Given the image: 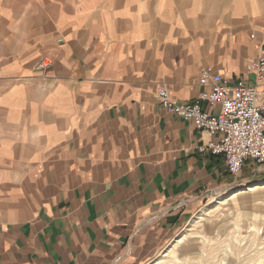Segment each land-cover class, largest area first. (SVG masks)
<instances>
[{
  "label": "crops",
  "instance_id": "obj_1",
  "mask_svg": "<svg viewBox=\"0 0 264 264\" xmlns=\"http://www.w3.org/2000/svg\"><path fill=\"white\" fill-rule=\"evenodd\" d=\"M262 56L264 0H0V264L153 263L253 179L152 94L193 102L203 67L252 86Z\"/></svg>",
  "mask_w": 264,
  "mask_h": 264
},
{
  "label": "built area",
  "instance_id": "obj_2",
  "mask_svg": "<svg viewBox=\"0 0 264 264\" xmlns=\"http://www.w3.org/2000/svg\"><path fill=\"white\" fill-rule=\"evenodd\" d=\"M245 72L254 76L252 86L241 81L233 84L210 67L200 68L202 91L187 104L176 103L166 88L152 94L168 113L191 122L208 137L198 152L221 156L235 178L247 163L264 166V57L248 62ZM204 106L218 112L211 113Z\"/></svg>",
  "mask_w": 264,
  "mask_h": 264
},
{
  "label": "rangeland",
  "instance_id": "obj_3",
  "mask_svg": "<svg viewBox=\"0 0 264 264\" xmlns=\"http://www.w3.org/2000/svg\"><path fill=\"white\" fill-rule=\"evenodd\" d=\"M257 167L254 165L252 169H243L242 176L240 174L236 178L240 181L253 179L251 182L206 194L197 212L184 223L178 234L197 216L202 217L201 226L188 228L186 241L183 243L182 240L181 247L173 249L172 256L159 263L161 256L171 248L176 239L173 238V242H170L151 264H223L227 261L224 260V250L230 248L235 253L232 256L234 264L250 261L254 264L260 257L264 259V191L251 190L264 183V179H259L264 176V169L257 170ZM240 190L245 194L239 199L220 208L215 206V203Z\"/></svg>",
  "mask_w": 264,
  "mask_h": 264
},
{
  "label": "bare ground",
  "instance_id": "obj_4",
  "mask_svg": "<svg viewBox=\"0 0 264 264\" xmlns=\"http://www.w3.org/2000/svg\"><path fill=\"white\" fill-rule=\"evenodd\" d=\"M251 190H252V192L257 191V190L264 191V183H263V185H261V184L256 185ZM243 194H245V192L242 191V190L236 191L235 193L227 196L226 198L222 199L221 201L215 203L216 205L215 204L214 205L220 208L224 204H228L229 202H231V201H233L235 199L237 200V198L239 199ZM201 220H202V217L197 216L195 218V220H193L187 228H185L183 231H181V234L176 237V239L174 240L173 244L171 245V248H169V250H167L163 254V256H161V258L159 259V263L164 262V259L169 258L170 256H172V254H173L172 250L173 249H177L179 246L181 247L182 240H183V243H184V241H186V237H187L186 236V232L188 231V228H190L192 226H196V225L201 226V224H200ZM233 254H235V253H233V249L232 248H230L229 250H224V256L226 257V258H224V260L227 259V261L223 262V264H234V259H232ZM243 264H251V261L243 263ZM254 264H264L263 257H260L259 259H257Z\"/></svg>",
  "mask_w": 264,
  "mask_h": 264
}]
</instances>
